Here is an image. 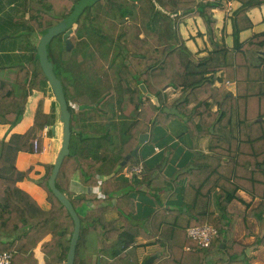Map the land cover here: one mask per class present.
<instances>
[{
    "label": "trees",
    "instance_id": "1",
    "mask_svg": "<svg viewBox=\"0 0 264 264\" xmlns=\"http://www.w3.org/2000/svg\"><path fill=\"white\" fill-rule=\"evenodd\" d=\"M5 1L6 5L0 0V14L10 17V26L15 28L18 39L23 38L21 45L27 54H24V61L0 65V124L13 127L20 121L29 95L33 91L51 89L40 66L37 38L70 15L76 7L81 10L69 36L71 48L65 49L62 33L52 36L47 44L48 60L61 82L66 100L75 102L81 95L88 97L89 93H95L97 83L94 79L97 80V75L93 76L88 71L87 60L92 57L82 53L85 52L84 47L92 46L104 58L111 52L109 61L114 67L115 83L99 94L95 93L96 98L91 101L95 112L101 114L106 112V104L102 106L101 101L115 96L116 125L121 127L122 136L117 151L113 156L101 151L104 142L111 139L113 126L107 127L102 134L78 126L76 136L73 110L68 105L71 130L69 152L55 177L56 187L68 197L80 219L73 264H133L132 243L137 236H157L161 239L160 245L167 250L150 264H204L206 255L218 251L225 252L230 262L246 256L245 246L230 239L233 216L228 213L225 204L234 198L238 189L246 190L260 199L251 214L264 225V56L257 52L264 47V32L253 35L234 50L227 49L215 37L216 19L212 9L218 6L219 0ZM140 2L144 3L140 6L146 17L144 26L149 33H155L164 25L167 35L165 46L155 49L158 55L148 57L143 52L136 54L144 60L143 65L137 67L127 47L113 39L108 29L110 26L105 23L111 21L110 18L135 19L137 11L134 8ZM241 2L236 21L238 28H245L250 25L245 16L246 5L258 6L264 0ZM174 14L182 18L199 16L211 51L197 56L188 49L183 39L176 42L175 22L171 17ZM242 19L245 22L240 24ZM123 35L120 32L118 37ZM221 70L225 71V79L219 77ZM226 80L234 81L233 90L227 87ZM130 82H133V88ZM139 82L144 83L156 97L167 88L178 91L179 97L170 105L163 102L155 105L140 91ZM217 83L219 87H216ZM173 119L184 125L193 146L206 136L208 152L195 151L194 146L192 158L170 176L175 188L170 196L180 199L178 205L161 207L159 203L146 215L139 216L136 214L134 193H156L151 187V172H163L173 149L165 146L152 167L147 161L142 163L143 171L139 179L133 177L132 182L117 176L126 166L138 164L140 153L130 157L124 165L120 162L138 144L140 133H149L143 145L153 143L156 134L159 135ZM114 121L110 119L108 122ZM53 122L52 113L44 112L43 99L40 98L32 124L23 133L13 132L8 138L0 139V251L13 253L12 264H38L34 249L39 243L43 264H59L67 256L73 220L48 186L53 165L47 166L39 182L49 203L47 209L41 208L28 192L18 186V182L28 177L30 168L20 170L15 166L19 152L41 151L42 139L37 137L36 130ZM161 135L164 136V131ZM35 138L37 151H34L32 143ZM74 144L77 149L82 145V152L76 151ZM76 170L80 173L81 182L98 185L103 197L94 193L72 197L69 183ZM111 172L114 173L100 182L95 177L97 173ZM168 188H171V183L165 182L164 189ZM86 199H89L91 207L81 213L78 206ZM214 200L218 203L219 212L216 214ZM221 201L225 202L222 206ZM184 206L191 214L189 217L184 215ZM111 211L116 216L107 218V213ZM205 223L213 225L218 235L208 247L203 248L186 237L185 231L189 226ZM47 235L50 237L45 240ZM223 239L226 241L220 249ZM185 246L194 249L184 251Z\"/></svg>",
    "mask_w": 264,
    "mask_h": 264
},
{
    "label": "crops",
    "instance_id": "2",
    "mask_svg": "<svg viewBox=\"0 0 264 264\" xmlns=\"http://www.w3.org/2000/svg\"><path fill=\"white\" fill-rule=\"evenodd\" d=\"M2 3L6 5V1L2 0ZM242 2L241 0H219L218 6L212 9L213 17L216 19L215 24V34L219 43L223 44L227 49L234 50L240 43L248 40L255 34L264 32V2H261L258 6H250V3L246 5L248 9L246 10L245 16L250 22V25L245 28H238L236 16L239 10H241ZM175 22V34L176 42L183 39L188 49L196 54L197 56H203L212 47L206 39L205 26L202 19L197 15H191L182 18L181 15L174 14L173 16ZM245 20H240V24L244 23ZM11 19L9 16L0 14V37L9 29L11 25ZM10 23V24H9ZM18 35H14L13 39L17 40L18 45L7 48L0 44V65L15 63L16 61H24V54L27 52L23 51L24 40L17 38ZM174 44H172L173 46ZM264 48V47H263ZM165 49L164 51H166ZM264 50V49H261ZM219 77L225 79V71L221 70L219 72ZM142 82L138 83L139 84ZM113 85V84H112ZM219 83L216 87H219ZM226 85L229 89L233 90L234 81L226 80ZM111 86V85H110ZM132 88V87H131ZM179 97V92L167 88L161 93H159L157 100L159 102L172 104ZM43 99V110L45 113L51 114L54 117L53 124H49L42 129H37V137L42 139L41 151L39 153L30 152H19L16 156L15 166L20 170H25L30 168V172L27 178L18 182V186L28 192V194L38 203V205L47 209L49 203L47 202L46 193L39 185L42 181L44 174L46 173L47 166L53 165L59 148L61 146L62 138V124L59 121V110L57 102L54 99V95L51 89L46 88L44 91H33L29 97L19 122H17L13 127L8 124H0V139L5 137L8 138L10 133H23L33 121V114L37 101ZM78 99L74 101L67 100L69 105L72 107L74 113H76L77 122L74 123V134L77 136L78 126H83L87 128L90 123L100 125L101 122L105 123L111 119L118 121V117L115 114V96H108L101 101V105L105 106V111L103 113L95 112L94 104L90 101L87 96H79ZM142 98V97H140ZM112 106V107H111ZM216 107L213 108L215 110ZM82 110H86L87 114L81 116L79 113ZM112 112L111 115H108ZM114 117V118H113ZM164 131V136L161 135ZM159 135L156 134L154 140L155 142L146 145H140L138 151L140 153V162L138 164L148 162L149 166H153L156 162L155 160L162 152L165 146H171L173 153L170 161L164 168L163 172L153 170L151 172L152 190L156 193H144L138 191L134 193L133 198L137 204V215L144 216L151 209H154L159 203L161 207L164 205H178L180 199L171 198V193L173 192L174 185L169 179L175 169L184 165L188 160L192 158L193 147L195 151L208 152V142L207 137L200 138L196 144L190 141V138L186 135L184 130V125H182L177 119H173L168 122L166 128ZM86 133V132H84ZM148 133V132H147ZM149 135V133H148ZM85 136V134H84ZM163 136V137H161ZM149 138V136H148ZM163 143H166L163 145ZM76 151L82 152L79 146L74 144ZM136 164V165H138ZM135 166V165H132ZM126 166L122 172L118 174V178H126L131 182L134 179H139L140 175L135 178H129L125 176V171L128 169ZM114 172L108 174L97 173L95 177L98 182L104 180L105 178L111 176ZM165 182L171 183V188L164 189ZM69 189L72 193V197L80 198L83 194L90 195L96 194L98 197H103L100 192L98 185H84L80 180V173L76 170L70 178ZM146 190V188H143ZM158 192V193H157ZM157 199L158 201H155ZM89 199L78 206V211L85 212L91 206ZM259 198L253 196L249 192L243 189H238L234 195V198L228 203H220L226 205L228 213L232 214V230L230 232V239L239 243L244 247V253L246 256L239 257V260L230 262L229 257L223 251H218L214 254H208L204 258V264H264V242H262L264 237V225L259 223L251 214L253 208H255L259 202ZM113 201V200H112ZM218 204L216 200L213 201V206L216 207L215 214L218 213ZM184 215L189 217L191 214L188 209L184 206L182 208ZM113 211L107 213V218L115 217ZM147 224V222L145 223ZM50 235H47L44 239H49ZM226 239L220 243L219 248L221 249L224 245ZM161 239L157 236L153 238H146L143 236H137L132 243L134 246L131 259L133 264H143L147 259L151 258L152 263L154 259L159 258L161 255L165 254L167 250L160 245ZM189 247L191 251L194 249L190 246H185L184 251ZM34 257L38 260V264H43V257L40 251V243L34 249Z\"/></svg>",
    "mask_w": 264,
    "mask_h": 264
},
{
    "label": "rangeland",
    "instance_id": "3",
    "mask_svg": "<svg viewBox=\"0 0 264 264\" xmlns=\"http://www.w3.org/2000/svg\"><path fill=\"white\" fill-rule=\"evenodd\" d=\"M144 3L140 2L135 11H137V17L135 19H132L130 17L126 19H111V21H107L105 25L110 26L109 31L113 36L114 40L119 41L121 45H125L127 47V51L130 54L132 61L134 65L137 67L143 65L144 60L141 59V57L136 56L137 53H145L148 57H152L154 55H158L159 52L155 51V49H159L164 47L166 44L165 36L167 35V32L165 30V26L162 25L160 29H157L155 33H149V31L144 26V20H146L145 15H143V12L141 10V6H143ZM141 5V6H140ZM144 10V9H143ZM103 13V12H102ZM101 13V14H102ZM103 15V14H102ZM104 16V15H103ZM173 16V15H172ZM108 20V19H107ZM74 27V26H73ZM9 29L2 35V38H0V44L7 48H11L18 45L17 40L13 39L16 30L14 27L9 26ZM120 32H123L124 35L122 37H118V34ZM206 35V34H205ZM215 37L217 38L216 34ZM39 39V38H37ZM207 39V36H206ZM165 41V42H164ZM208 41V40H207ZM37 43V41H35ZM264 49V48H263ZM85 52L84 53L88 57H92L88 61V71L93 75H97V80L95 87V93L99 94L102 90H105L107 87L115 83V73H114V67L110 64L109 57L111 55V52H109L104 58L101 57L102 54L96 51L92 46L84 47ZM86 51L88 53H86ZM130 87L133 88V82L129 83ZM78 89V88H77ZM79 90V89H78ZM135 90V88H134ZM92 92V91H91ZM95 93H89L88 99L91 101V99L96 98ZM78 99V98H76ZM86 110H82L79 114L83 116L84 114H87L85 112ZM112 112H109L108 115H111ZM76 113L72 112L73 116V122H77ZM111 119V118H110ZM176 120V119H175ZM179 121V120H177ZM180 122V121H179ZM181 123V122H180ZM98 124V123H97ZM90 123L87 125V128L90 130H94V132H99L100 134L106 132L107 127L113 126L110 130L111 132V139L104 142L103 149L101 151H104L107 156H113L114 153L117 151V148L120 143L121 134L120 130L121 127L119 125H116V121L114 122H101V125H97ZM110 124V125H109ZM91 142V141H90ZM148 145V144H147ZM147 145L145 147H147ZM98 150V149H97ZM106 156V157H107ZM130 167H128L129 169ZM116 214V213H115ZM237 264V263H236Z\"/></svg>",
    "mask_w": 264,
    "mask_h": 264
},
{
    "label": "water",
    "instance_id": "4",
    "mask_svg": "<svg viewBox=\"0 0 264 264\" xmlns=\"http://www.w3.org/2000/svg\"><path fill=\"white\" fill-rule=\"evenodd\" d=\"M87 1L89 3H92L95 0H87ZM80 10H81L80 7H76L75 10L70 15L61 19L56 25L48 28L46 32L39 38L38 47H37L40 66L42 68V71L44 72V75L47 78L48 84L54 95V99L57 102L58 110H59V121L62 124L61 146L55 158L47 182L54 196L60 201L62 205L66 207L73 220V230L70 236L67 256L66 259L59 264H73L75 245L78 240V236L80 234V219L77 211L72 206L71 201L68 199L67 196H65V194H63L60 190H58V188L55 185V177L59 171L62 160L69 152V143H70V135H71L70 111L68 109L69 103L65 98L61 82L53 71L52 63H50L48 60L47 44L52 36L58 33H62V40L64 42L65 49L69 50L71 48V42L69 40V36L73 32L74 21ZM257 52L260 55L264 56V50H258ZM138 87L144 95L151 98L152 102L155 105L159 104L157 97L147 90L144 83H140ZM148 136L149 135L147 132L140 133L138 135V144L130 151V153L124 156L123 160L120 162V165H124L130 157L136 156L139 146L144 144L148 140ZM150 261L151 258L147 259L143 264H149Z\"/></svg>",
    "mask_w": 264,
    "mask_h": 264
},
{
    "label": "built area",
    "instance_id": "5",
    "mask_svg": "<svg viewBox=\"0 0 264 264\" xmlns=\"http://www.w3.org/2000/svg\"><path fill=\"white\" fill-rule=\"evenodd\" d=\"M203 1H214V0H203ZM34 151L38 150V142L37 139L32 140ZM143 171L142 164H138L135 166H131L129 169H126L125 176L126 177H135L139 176ZM186 237L194 240L196 244L200 247L206 248L210 245L211 241L217 237L218 231L217 229L210 224L189 226L186 228ZM189 249V247H186ZM12 256L13 253L11 251H0V264H12Z\"/></svg>",
    "mask_w": 264,
    "mask_h": 264
}]
</instances>
